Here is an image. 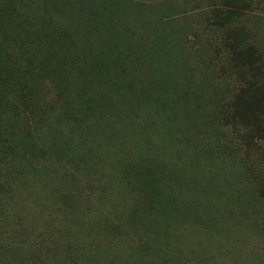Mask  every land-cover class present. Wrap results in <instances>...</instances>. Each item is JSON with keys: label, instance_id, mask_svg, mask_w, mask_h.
<instances>
[{"label": "rangeland", "instance_id": "1", "mask_svg": "<svg viewBox=\"0 0 264 264\" xmlns=\"http://www.w3.org/2000/svg\"><path fill=\"white\" fill-rule=\"evenodd\" d=\"M0 264H264V0H0Z\"/></svg>", "mask_w": 264, "mask_h": 264}]
</instances>
